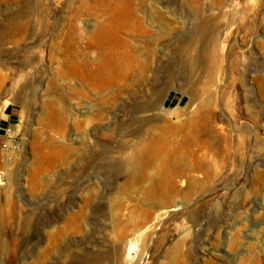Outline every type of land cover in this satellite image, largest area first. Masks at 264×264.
I'll return each instance as SVG.
<instances>
[{
  "label": "rangeland",
  "instance_id": "1",
  "mask_svg": "<svg viewBox=\"0 0 264 264\" xmlns=\"http://www.w3.org/2000/svg\"><path fill=\"white\" fill-rule=\"evenodd\" d=\"M0 264H264V0H0Z\"/></svg>",
  "mask_w": 264,
  "mask_h": 264
},
{
  "label": "crops",
  "instance_id": "2",
  "mask_svg": "<svg viewBox=\"0 0 264 264\" xmlns=\"http://www.w3.org/2000/svg\"><path fill=\"white\" fill-rule=\"evenodd\" d=\"M18 109L12 105H6L0 115V135L4 134L5 129L11 128V125L17 120Z\"/></svg>",
  "mask_w": 264,
  "mask_h": 264
},
{
  "label": "built area",
  "instance_id": "3",
  "mask_svg": "<svg viewBox=\"0 0 264 264\" xmlns=\"http://www.w3.org/2000/svg\"><path fill=\"white\" fill-rule=\"evenodd\" d=\"M5 138L1 143V147L8 153L17 152L20 148V143L16 138L13 130L10 128L5 129L4 131Z\"/></svg>",
  "mask_w": 264,
  "mask_h": 264
}]
</instances>
